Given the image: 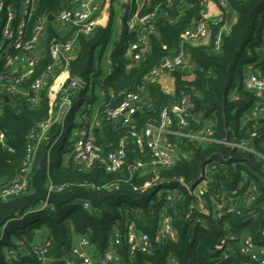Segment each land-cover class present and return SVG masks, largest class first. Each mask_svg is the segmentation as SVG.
<instances>
[{
	"label": "trees",
	"instance_id": "trees-1",
	"mask_svg": "<svg viewBox=\"0 0 264 264\" xmlns=\"http://www.w3.org/2000/svg\"><path fill=\"white\" fill-rule=\"evenodd\" d=\"M114 1L109 0L107 22L98 24L90 34L79 36L77 48L68 62L69 73L83 78L88 84L78 94V105L83 106L87 102L89 108H83L78 118L84 113L92 116L96 103L101 114L104 104H115L122 98V92L134 91L144 83L150 105L142 107L133 116L137 130L148 121H158L160 109L164 105L184 98L190 102V130L200 131L209 127L212 138L241 143L264 156V119L263 122H257L247 116L256 97L243 85L244 70L248 64H252L264 76V0H227V10H221L222 20L210 26L209 42L185 44L189 59L195 65L190 74L174 69L164 79L148 82L143 80L145 74L152 66L160 64L162 59L179 50L184 29L199 18V0H145L142 12L159 7L155 18L157 34L149 38L145 59L126 70L129 61L127 48L129 43L136 40L138 31L123 27L119 38L112 44L108 55L110 64L104 70L101 62L111 42ZM69 2L37 0L26 34L40 15L53 16L59 9L68 6ZM53 22H48L46 36L41 40L45 49L52 37L59 38L52 26ZM217 33H220V42L218 50L214 51ZM18 54L19 51L9 49L8 55L14 59ZM50 61L45 50L32 71L23 77L16 91L6 93L5 90L6 94L2 97L0 188L10 185L19 177L27 147L35 142L32 135L38 132V124L48 116V89L53 79H48L37 91H33L30 85ZM10 68L5 59L0 61L1 72L9 75ZM98 90L103 95V103L96 95ZM65 123H69L65 135L64 128L60 133L61 126L57 123L40 140L31 163L29 183L22 194L34 191L33 177L40 164H46L54 142L63 139L61 150L64 147L65 151H70L81 124L75 118L74 111L66 117ZM99 128L93 131L97 147L106 151L119 147L123 140L127 159L131 161L141 157L132 143L129 125L101 120ZM168 138L175 140L171 136ZM177 146L178 157L172 165L149 166L144 172L133 174L126 168L106 172L100 163L80 165L72 158L65 166L51 161L44 177L48 176L52 184H65L69 189L81 187L97 196L115 195L106 197L97 207L91 205L89 209L83 208L82 199L78 198L58 206L47 203L42 208V201H38L39 204L36 202L16 214L8 215L4 219L7 223L0 239V264H7L8 260L3 247L13 246L15 240L29 243L39 237L46 241L48 256L59 259L71 257L73 236H86L93 247L102 253L115 232L124 235L132 226L148 233L154 240L161 220L169 221L175 234V238L167 244L166 251L181 264H212L211 250L226 232H238L244 227L258 240L264 214V161L248 149L219 142L180 139ZM48 149L50 154L47 153ZM180 180L186 185H180ZM145 182L158 183L159 189L155 188L147 197L146 194L140 196V189ZM253 183L257 184L258 189L254 192V218L225 212L219 220H215L213 198L224 194L228 200L234 198L236 203L243 197L249 184ZM168 187L169 190H166ZM169 194L170 199L167 198ZM190 210L191 217L199 216L208 225L207 229L201 222L192 226L188 217ZM28 259L35 262L34 258L19 256L14 263L25 264ZM241 261L242 258L238 256L219 264H241Z\"/></svg>",
	"mask_w": 264,
	"mask_h": 264
},
{
	"label": "built area",
	"instance_id": "built-area-1",
	"mask_svg": "<svg viewBox=\"0 0 264 264\" xmlns=\"http://www.w3.org/2000/svg\"><path fill=\"white\" fill-rule=\"evenodd\" d=\"M97 1L70 0L68 6L59 9L52 16V20L49 19V15H40L33 22L30 32L26 34L37 0H19L18 2L0 0V61L5 59L6 65L11 66L9 75L0 71V105L2 97L6 93L16 91L23 77L32 71L44 54L41 50V40L46 36L45 30L48 22L55 21L61 26V30L57 32L59 38L52 37L47 49L44 48L51 59L50 63L41 74L33 79L30 85L33 91H37L48 79H53L48 89V93L53 95L49 103L48 116L38 124V132L32 135L35 142L30 143L27 147L26 159L19 177L10 185L0 188V202H7L23 193L29 183L31 163L40 140L45 137L46 132L53 124H60V133L63 132L66 117L73 114L76 108L75 103L79 101L80 90L88 85L83 78L69 73L68 62L77 48L79 36L90 34L99 23L96 17ZM144 1L119 0L120 16L117 39L123 27L129 31L136 29L138 31L136 40L129 43L127 48L129 61L126 63V70L133 68L145 59L149 50V38L151 35L157 34L155 18L159 7L155 6L151 11L142 12ZM208 1L199 0L201 5L199 18L184 29L179 50L174 55L162 59L160 64L152 66L145 74L144 82L162 80L169 71L174 69H181L186 75H189L194 69L195 65L189 59L185 44L208 43L211 34L210 26L222 20V9L227 10V0H216L219 8L218 13L207 18L203 12ZM163 15L167 16L166 13ZM219 42L220 33H217L214 38V51L218 50ZM9 49L20 52L16 57L27 71L24 72L13 66L15 59L8 55ZM107 62L110 64V59ZM243 85L256 97L247 116L260 122L261 118L264 119V76L252 64H248L244 70ZM5 90L6 93H4ZM122 94V98L115 104L110 102L104 104L101 114L96 108L92 116L84 113L81 118H78L81 126L77 128L76 137L69 151L70 157L76 163L86 166L100 163L106 172H116L123 168H126L130 174L144 172L149 166L172 165L178 157L177 144L180 139L219 142L230 147L248 149L264 161V156L246 148L241 143L212 138L209 127L200 131L190 130L188 120L190 102L184 98L164 105L160 109L158 121H148L140 130H137L133 124V116L142 107L150 105V101L146 97V87L143 83L134 91H125ZM101 120L129 125L132 143L138 149L141 157L131 161L127 159L123 140L120 141L119 147L106 151L97 147L93 139V131L95 125L97 126L96 123ZM168 136L175 140L169 139ZM2 141L3 133L0 131V142ZM179 182L182 186L186 185L182 180ZM155 188L159 189L158 183L145 182L139 195H144ZM169 188L165 189L169 190ZM43 189L51 194H62L83 188L69 189L65 184L54 185L48 180ZM257 190L256 183L249 184L243 197L236 203L234 198L228 200L224 194H218L216 198L212 199L215 220H219L225 212H235L244 218H254L256 216L253 207V202L256 199L254 192ZM167 198H171L170 194ZM43 202L40 208L46 206L47 202ZM81 204L85 209H89L92 205L88 199H82ZM188 217L192 226L201 222L204 229H207L208 225L200 220L199 216L191 217V210ZM6 223L7 221L0 226V239L4 234ZM174 238L175 234L171 223L161 220L154 240L148 233L132 226L124 235L115 232L107 249L99 253L86 236H78L77 241L72 244L71 257L59 259H64L67 264H181L175 256L166 251L167 244ZM4 252L8 257L7 264H15L14 260L19 256L35 259V262L28 259L25 264H49L51 260H55L48 256L46 241L39 237L29 243L25 240H15L13 246L6 245ZM211 252L212 264H219L238 256L242 258L241 264H264V214L258 240H255L249 230L243 227L238 232H226L222 235L214 244Z\"/></svg>",
	"mask_w": 264,
	"mask_h": 264
},
{
	"label": "water",
	"instance_id": "water-1",
	"mask_svg": "<svg viewBox=\"0 0 264 264\" xmlns=\"http://www.w3.org/2000/svg\"><path fill=\"white\" fill-rule=\"evenodd\" d=\"M49 19H53L51 15H49ZM260 122H263L262 118L260 119ZM42 182L43 173L42 170H39L34 176L35 189L32 193L22 194L19 197L11 199L7 202H0V226L8 215L16 214L38 201H45L54 206H58L64 202L81 198L88 199L93 206L97 207L101 204L103 199L115 195V193H110L97 196L94 192L85 189H74L62 194H51L43 189ZM49 264H67V262L64 259H55L51 260Z\"/></svg>",
	"mask_w": 264,
	"mask_h": 264
},
{
	"label": "crops",
	"instance_id": "crops-1",
	"mask_svg": "<svg viewBox=\"0 0 264 264\" xmlns=\"http://www.w3.org/2000/svg\"><path fill=\"white\" fill-rule=\"evenodd\" d=\"M97 5H98V10H97L98 14H96V17H97V20L99 22L98 24L106 23L108 18H109L110 2H109V0H98ZM112 7H113L114 16L112 19L111 42L109 43V45L106 48L107 53H104L105 58L102 61L103 63H105L106 66L109 65L107 60L109 59L108 55L111 51L112 44L117 40V36H118V30H119L118 18L120 16L119 0H115L112 4ZM218 10H219V8H218L215 0H209L206 4V8H205V11L203 13H205L207 18H210L211 16H214L215 14H217ZM52 26H53L54 30L57 32L61 30L60 29L61 26L57 22H53ZM41 50L43 53H45L44 46L42 44H41ZM73 54H74V52H73ZM102 62H101V64H103ZM48 97H49V103H50L53 95L48 93ZM101 102H102V100H101ZM97 106H98V104H97ZM96 124H97V126L95 125L94 131H97L100 129L99 128L100 127V121H98ZM64 149H65L64 147L62 148V150L60 148V150H59L61 153L60 159H59V161H55L53 164H57L59 166H65L68 163V160L71 158L69 155L70 153H69V150L65 151L66 149L65 150ZM47 153L50 154L49 149L47 150ZM50 162H51V159H50V155H49L46 164H40V166L37 170V172L39 170H42V173H43L42 186L43 187L47 184V181H48V176L44 177V172L47 174ZM51 166H52V164H51ZM33 182H34V177H33ZM42 203H44V202L42 201ZM42 203L40 204L41 206L43 205ZM77 239H78V236H73V242H76Z\"/></svg>",
	"mask_w": 264,
	"mask_h": 264
},
{
	"label": "rangeland",
	"instance_id": "rangeland-1",
	"mask_svg": "<svg viewBox=\"0 0 264 264\" xmlns=\"http://www.w3.org/2000/svg\"><path fill=\"white\" fill-rule=\"evenodd\" d=\"M96 14H98V12L96 13ZM105 53H107V51L105 52ZM14 64H13V66H15V67H17L18 69H20V70H22V71H27V69L21 64V62L19 61V59L18 58H16L14 61ZM103 63V62H102ZM102 67L104 68V70H106V65H105V63H103L102 64ZM105 73V72H104ZM99 91V90H98ZM96 95H97V97H98V99H100V102H101V100H103V95L101 94V92L99 91L98 93H96ZM75 102H76V100H75ZM85 103V105H78V103H75V105H76V108H75V110H74V115H75V118H77L78 119V117H79V113L81 112V110L83 109V108H87V105H88V103L87 102H84ZM97 108V103L96 104H94V106H93V111L95 110ZM93 113V112H92ZM68 129H69V123H65V126H64V134L63 135H65L66 134V132L68 131ZM62 142H63V139H60L59 141H56V142H54V144L52 145V148H51V154H50V159H51V161H52V163H54L55 161H59V159H60V156H61V153H60V146H61V144H62ZM164 189V188H163ZM153 190L154 189H152V190H150L149 192H147L146 193V197L150 194V193H152L153 192ZM73 201V200H72ZM71 201V202H72ZM40 202H38V204H39ZM3 249L5 250L6 249V245L3 247Z\"/></svg>",
	"mask_w": 264,
	"mask_h": 264
}]
</instances>
